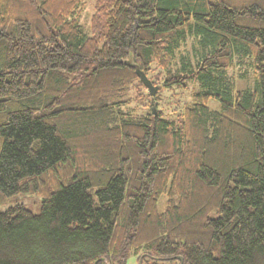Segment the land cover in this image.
<instances>
[{
    "label": "trees",
    "instance_id": "1",
    "mask_svg": "<svg viewBox=\"0 0 264 264\" xmlns=\"http://www.w3.org/2000/svg\"><path fill=\"white\" fill-rule=\"evenodd\" d=\"M81 9L0 0V264H264V0ZM136 68L190 102L152 113Z\"/></svg>",
    "mask_w": 264,
    "mask_h": 264
},
{
    "label": "rangeland",
    "instance_id": "2",
    "mask_svg": "<svg viewBox=\"0 0 264 264\" xmlns=\"http://www.w3.org/2000/svg\"><path fill=\"white\" fill-rule=\"evenodd\" d=\"M81 2H82V9H81V13L79 16V24L81 28L86 32L89 29L90 19L93 14L94 0H81ZM195 54H196L195 40L189 39L187 42H185L181 46V48L175 54L174 68L179 67L181 65V59L187 60V62L190 61L189 63L193 64L195 61ZM243 73H244L243 77H240V75ZM231 77L233 79L236 90H244L247 88L251 89L253 87L251 71H248V73H245L244 70L234 67V69L231 71ZM153 86L157 87L156 94L153 97H150L145 87L144 88L146 90H144V93L149 95L150 100L152 101L151 107L155 109H162L165 113H171L173 109L176 110L179 106V103L183 104V103L190 102V95H191L190 93L194 89H196V86L191 84L189 85L188 88H185V89L173 88V90H170V92H167L161 86V84H157ZM128 93H129L128 97L130 96L132 99L133 98L132 93L131 92H128ZM133 104H135V102H133ZM216 107H217V103L214 101H211L210 108L215 110L217 109ZM18 202L23 203L31 211V213L39 214L40 201L36 197L32 195L19 196ZM7 206L9 205L5 204L1 206L0 211H3ZM127 264H136L135 258L134 257L129 258Z\"/></svg>",
    "mask_w": 264,
    "mask_h": 264
},
{
    "label": "water",
    "instance_id": "3",
    "mask_svg": "<svg viewBox=\"0 0 264 264\" xmlns=\"http://www.w3.org/2000/svg\"><path fill=\"white\" fill-rule=\"evenodd\" d=\"M136 75L139 79V81L144 85V87L147 89L150 97H153L156 94L157 87H154L151 83V81L145 76V74L136 68ZM152 113L155 114V108L152 107ZM181 260V259H180Z\"/></svg>",
    "mask_w": 264,
    "mask_h": 264
}]
</instances>
